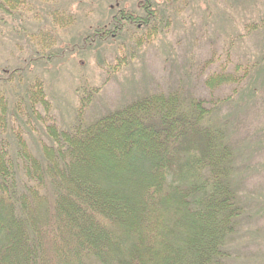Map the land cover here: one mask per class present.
I'll return each instance as SVG.
<instances>
[{"label":"trees","instance_id":"obj_1","mask_svg":"<svg viewBox=\"0 0 264 264\" xmlns=\"http://www.w3.org/2000/svg\"><path fill=\"white\" fill-rule=\"evenodd\" d=\"M113 6L102 36L154 15L151 0L140 5L146 14ZM31 68L0 75L18 79L25 99L0 120L14 134L0 146V264H233L238 154L217 106L178 89L146 92L85 120L82 101L73 125H46L32 150L33 118L20 111L42 122L48 104Z\"/></svg>","mask_w":264,"mask_h":264},{"label":"rangeland","instance_id":"obj_2","mask_svg":"<svg viewBox=\"0 0 264 264\" xmlns=\"http://www.w3.org/2000/svg\"><path fill=\"white\" fill-rule=\"evenodd\" d=\"M0 1V75L31 63L47 99L42 122L20 111L33 118L24 134L32 150L46 125H73L82 101L92 120L146 92L199 95L234 131L242 219L233 264H264V0H151L147 24L126 21L105 36L113 5L146 14L143 0ZM18 83L0 81V120L25 100ZM11 135L0 126V146Z\"/></svg>","mask_w":264,"mask_h":264}]
</instances>
